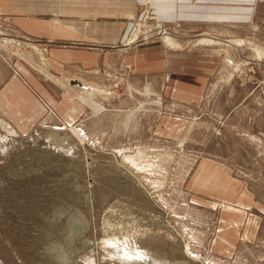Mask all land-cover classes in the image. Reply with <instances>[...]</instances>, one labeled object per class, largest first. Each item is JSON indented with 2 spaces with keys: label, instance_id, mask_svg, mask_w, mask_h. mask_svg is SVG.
<instances>
[{
  "label": "rangeland",
  "instance_id": "obj_1",
  "mask_svg": "<svg viewBox=\"0 0 264 264\" xmlns=\"http://www.w3.org/2000/svg\"><path fill=\"white\" fill-rule=\"evenodd\" d=\"M253 6L252 22L204 19L197 30L141 7L132 35L178 49L162 44L150 61L178 55L175 72H206L204 91L184 93L176 76L137 74L112 55L124 70L39 75L56 100L62 89L75 96L72 127L45 114L25 129L0 109V264H61L76 220L90 227L70 247L77 264H264V0ZM8 42L12 60L31 52L43 69L47 44Z\"/></svg>",
  "mask_w": 264,
  "mask_h": 264
},
{
  "label": "crops",
  "instance_id": "obj_2",
  "mask_svg": "<svg viewBox=\"0 0 264 264\" xmlns=\"http://www.w3.org/2000/svg\"><path fill=\"white\" fill-rule=\"evenodd\" d=\"M206 1L0 0V109L6 116L14 117L16 121L14 122L25 129L30 122L41 120L45 114L51 118L49 120L53 124L57 120V125L72 127L76 124V116L79 114L75 96L68 89H62L61 86L56 85L62 89L63 93L62 99L59 100L60 96H58L59 99L56 100L55 83L53 88H47L41 83L43 80L39 78V75L43 74L45 77L51 75L56 79H64L89 71L96 72L97 69L104 70L107 67L112 71H118L121 66L124 70L123 66L127 63L134 65L137 74L151 76L166 72L165 76H176L178 82L185 81L188 87L180 90L184 93L204 91L203 76L206 72L196 71L195 76H201V78H193L189 75L194 72L189 69L187 63L182 64L175 72L178 64L174 60L178 55L166 51V66H162L159 60L150 61L163 56L162 44L170 50H178L169 48L164 40L165 37H157V40L151 42H148L149 38H144V43H141L138 31L134 35L132 33L135 24L139 21L143 5H150L158 19L168 24L193 22L192 27L195 29L190 28L191 30H197L198 22L202 23L204 19L238 18L240 21L244 19L247 22L254 20L256 9L254 10L253 5L257 0H241L242 3H237L238 5L235 0H227L230 7H219L212 5L213 3L207 5ZM237 13L240 15L238 16ZM162 27L166 29L164 25ZM3 36L9 41L8 44H13V40L20 42L19 46L28 45V41L47 44L49 52L43 69H39L36 65L35 55L26 50L25 56L19 57L21 60L16 62L12 60V56L5 50L7 41ZM133 40H136L135 43ZM122 44L125 46H118ZM93 46L95 48H91ZM34 48L39 51L38 47ZM108 48L114 51L113 54L109 55ZM112 55L119 58L122 61L119 63L124 65L119 64V66L117 62L113 63L109 58ZM64 82L58 81L60 85ZM83 85L85 84L80 83V88ZM88 88L93 89L91 86ZM131 88L140 90L139 86H131ZM152 89V83L145 85L148 98L155 95V90ZM64 90L67 91L64 93ZM103 94L108 97L113 95L112 92ZM195 95L197 94L187 95L186 98ZM92 100L89 105L94 109L99 108L97 113L104 115L103 107L93 103ZM58 107L61 109L66 107L68 110H58ZM48 108L52 110V114L47 112ZM82 132L85 137H88L86 136L88 132L83 130Z\"/></svg>",
  "mask_w": 264,
  "mask_h": 264
},
{
  "label": "water",
  "instance_id": "obj_3",
  "mask_svg": "<svg viewBox=\"0 0 264 264\" xmlns=\"http://www.w3.org/2000/svg\"><path fill=\"white\" fill-rule=\"evenodd\" d=\"M134 179L135 183L140 187L141 190H144V187L141 185L139 180H137L133 175H131ZM91 207V206H89ZM90 230L89 224L87 222L82 223L81 220H76L73 222L69 232L64 233V243L68 244L70 247L75 243V241L83 235L88 234ZM174 233V230H170ZM68 247L67 249H63L62 252H59L61 258H57V260L61 264H77L75 260V256L72 255L71 248Z\"/></svg>",
  "mask_w": 264,
  "mask_h": 264
},
{
  "label": "bare ground",
  "instance_id": "obj_4",
  "mask_svg": "<svg viewBox=\"0 0 264 264\" xmlns=\"http://www.w3.org/2000/svg\"><path fill=\"white\" fill-rule=\"evenodd\" d=\"M3 38H5V36H3ZM165 39H166V38H165ZM4 40L8 42V40H7L6 38H5ZM168 42H169V44H170L171 46H173V47L175 46L172 40H169V39H168ZM203 43H211V42H208V41L204 40ZM17 44H18V45H21L20 42L17 43ZM28 45H29V44H28ZM176 47H177V46H176ZM96 92H97V91H96ZM96 92H95V93H96ZM84 93H88V94H90L91 96L93 95V93H91V92H85V91H84Z\"/></svg>",
  "mask_w": 264,
  "mask_h": 264
},
{
  "label": "built area",
  "instance_id": "obj_5",
  "mask_svg": "<svg viewBox=\"0 0 264 264\" xmlns=\"http://www.w3.org/2000/svg\"><path fill=\"white\" fill-rule=\"evenodd\" d=\"M13 42H16V41L13 40ZM30 43H31V44H34L35 42H33V41H28L27 44H30ZM35 44H36V43H35Z\"/></svg>",
  "mask_w": 264,
  "mask_h": 264
},
{
  "label": "flooded vegetation",
  "instance_id": "obj_6",
  "mask_svg": "<svg viewBox=\"0 0 264 264\" xmlns=\"http://www.w3.org/2000/svg\"><path fill=\"white\" fill-rule=\"evenodd\" d=\"M90 212V211H89Z\"/></svg>",
  "mask_w": 264,
  "mask_h": 264
}]
</instances>
